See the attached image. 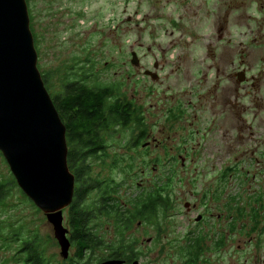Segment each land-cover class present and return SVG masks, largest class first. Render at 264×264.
<instances>
[{"label":"rangeland","instance_id":"rangeland-1","mask_svg":"<svg viewBox=\"0 0 264 264\" xmlns=\"http://www.w3.org/2000/svg\"><path fill=\"white\" fill-rule=\"evenodd\" d=\"M26 3L38 55L37 66L47 81L50 96L59 91L65 72L81 67L88 60L99 81L118 80L120 92L141 109L143 128L148 135L143 141L149 142L146 147L130 148L134 145L130 142V129L115 131L109 137L105 153L87 160L91 176L109 187L113 202L123 205L126 201L128 204L123 207L129 209L131 201L141 202L140 195L137 199L133 195L148 191L154 184L155 191L160 185H168L167 192L173 193L196 192L201 186L208 187L207 191L221 194V199L232 203L234 213L231 214L237 219L250 213L253 207L258 211L264 208L254 199L261 194L260 202H264L263 163L258 166L254 162L234 161L244 159L236 152L228 163H215L213 167L183 168L178 160L175 167L169 168L168 151L165 153L167 148H181L183 144L182 139V143L178 141L183 136V120L172 122L167 117L170 112L175 115L182 110L183 86L190 89L195 83V77L190 76L200 65L212 62L205 56L206 50L218 48L220 54L233 53L235 57L247 53L244 58L252 73L261 71L264 0H26ZM131 51L138 54L139 69L130 64ZM154 63L159 67L154 68ZM144 69L155 71L158 79L144 76ZM183 72L187 76L185 80ZM172 129L176 133L170 134ZM168 133L170 138L162 144L151 142L165 140ZM155 157L164 159L163 167L152 165L150 161ZM9 170L0 152L1 181L8 178ZM183 176L196 177L195 183L192 181L183 188ZM165 178L171 181L164 184ZM7 189L6 198L0 203L3 232L0 264H20L14 252L20 249L21 231L27 238L37 239L45 258L43 263L64 264L45 215L19 187L13 184ZM193 201H197L195 196ZM63 216L67 227L68 208L63 210ZM174 220L176 225H168L164 230L165 239L160 242L163 245L156 247L151 264H181V256L174 252L179 248L174 240L181 235L183 264H264V229L248 230L250 223L246 219L238 222L233 231L196 230L182 223L180 216ZM180 224L183 227L178 228ZM241 224L245 227L240 230ZM147 225L140 229V237L152 233ZM195 239L200 244L197 252ZM75 249L72 246L69 254H74Z\"/></svg>","mask_w":264,"mask_h":264},{"label":"flooded vegetation","instance_id":"flooded-vegetation-1","mask_svg":"<svg viewBox=\"0 0 264 264\" xmlns=\"http://www.w3.org/2000/svg\"><path fill=\"white\" fill-rule=\"evenodd\" d=\"M208 51L209 53H207ZM245 55L248 54L239 53L236 57L233 53L220 54L218 48L206 50L205 56L212 62L200 65L197 72L190 76L195 77V83L192 84L190 89L183 86L182 110L175 115L170 112L169 117H167L172 122L183 120V136L178 138L180 143L183 141L181 148L172 146L165 151V153L168 151V155L166 154V165L171 164L169 168L175 167L178 160L183 168L213 167L215 163H228L231 161V156L236 152L241 153L244 159L236 158L234 161L254 162L258 166L261 163L264 164V66H261L259 73H252L250 64L244 58ZM262 60L264 58L260 62ZM131 66L139 69L141 66L140 60L138 66L133 64ZM153 67L157 68L159 65L154 63ZM146 70L150 69L143 70L144 76L152 79L150 75L144 73ZM152 72L155 73V79L152 80H157L158 74L155 71ZM186 78L187 76L183 72V79L185 80ZM107 82L119 83L118 80H108ZM127 100L132 102L133 109H140L132 99L127 98ZM114 131L124 130L117 127ZM172 132L176 133V130L172 129L171 132L169 130L170 134ZM169 133L165 140L161 139L158 143L156 139H153L151 142L162 144L163 141L170 138ZM131 135L130 142L136 143L138 133H132ZM143 135L142 140L130 146V148L146 147L149 142L143 141L148 136L145 130ZM105 150L102 153H105ZM163 160V158L157 157L156 159L155 157L150 162L152 165L163 167ZM165 179L164 184H168V178ZM213 179L212 177L210 183ZM194 180H196V177L183 176V188L188 183L191 184L192 181L195 183ZM13 184L18 187L9 170L8 178H4V181L0 180V203L6 198L7 187ZM161 186L159 191H155L156 188L153 184V187L148 189V191L142 190L133 195L136 199L140 195L138 197H140L141 202L137 204V201H131L129 209L123 207L128 204L126 201H124L123 205L117 202V205L121 206V209L117 206L118 209L122 210L120 218L115 220V218L103 217L104 221L94 224L95 229L103 228L100 231L107 245L100 247L94 252L85 250L78 262L70 260V258L74 257L73 255L78 253L77 249H75L74 254H69L67 260L62 258L65 262L64 264H104L106 262L111 264H151L150 260L154 259L156 247L163 245L160 242L165 239L164 230L168 225L170 227L176 225L175 216H180L182 223L185 222L186 225H192L196 230L213 231L220 228L233 231L239 224L238 222L244 219L248 220L251 225H249L248 230L264 229L263 207L259 208L260 211L253 207L250 213L243 216L240 215V218L237 219L236 216L231 214L234 213V208L231 207L232 203L227 199H221V194L217 195L216 192L207 191L208 187L201 186L200 191L196 192L173 193L167 192L168 185ZM184 195L187 196L185 197ZM194 196L197 201H193ZM159 199L165 201L157 204L156 200ZM254 199L261 206H264V202H260L261 194H258ZM155 204H164L165 207L158 206L155 209ZM180 205H182V208L177 207ZM136 208L139 209L137 210ZM139 210L144 215L135 218L134 222L125 223ZM159 212H162L160 213L162 218L160 216L158 218ZM194 213L196 215L192 216ZM249 214L252 215L251 218L248 217ZM235 218L238 220L237 223ZM159 219H161V223H159ZM66 224L71 249L74 246L71 240V228L69 223ZM146 225L152 233H149L147 237H140V229H143ZM177 227L181 228L183 224L177 225ZM244 227L245 224H241L239 229L241 230ZM119 231H123V233L119 234ZM22 232L18 237L20 244L19 254L15 251L16 256L14 255V257L20 264H27L25 247L27 235ZM141 233H143V230H141ZM196 240L198 239H195L194 242ZM55 242L58 244L56 240ZM165 242H168L167 239ZM145 243L146 247L144 246ZM174 243L178 244L179 247L174 252L177 255L179 253V256H181L180 262L183 264V235L176 238ZM195 243L200 248L199 241ZM218 243H220V240Z\"/></svg>","mask_w":264,"mask_h":264},{"label":"water","instance_id":"water-1","mask_svg":"<svg viewBox=\"0 0 264 264\" xmlns=\"http://www.w3.org/2000/svg\"><path fill=\"white\" fill-rule=\"evenodd\" d=\"M37 61L26 0H0V152L67 259L71 242L63 210L73 201L75 177L67 163L66 127ZM130 63L139 65L135 51ZM144 73L155 79L152 71Z\"/></svg>","mask_w":264,"mask_h":264},{"label":"trees","instance_id":"trees-1","mask_svg":"<svg viewBox=\"0 0 264 264\" xmlns=\"http://www.w3.org/2000/svg\"><path fill=\"white\" fill-rule=\"evenodd\" d=\"M91 66L86 60L81 67H74L65 72L61 76L59 91L55 96H51L66 127L67 163L75 177L74 197L68 207L71 240L78 252L70 260L75 262L80 260L85 250L94 252L107 245L102 232L95 229L94 224L101 223L103 217L116 220L122 214L117 202H113L115 199L109 195V187L103 185L102 180L91 176L87 160L100 156L109 137L114 135L115 128L130 129L132 133L137 131L134 144L142 140L145 130L140 109L132 108V102L120 92L119 83L99 81ZM41 77L47 88L45 77ZM168 180L171 181V178ZM162 201L165 200H156L157 204ZM157 204L155 209L158 206L165 207L164 204ZM119 208L121 209V206ZM142 215L144 214L141 210L136 211L125 223L134 222L135 218ZM2 233L0 229V236ZM122 233L123 231H119V234ZM25 247L27 264H47L43 263L45 258L35 237H28ZM198 250L197 247L196 252Z\"/></svg>","mask_w":264,"mask_h":264}]
</instances>
